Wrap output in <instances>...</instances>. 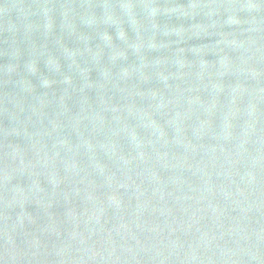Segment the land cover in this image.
Instances as JSON below:
<instances>
[{
	"label": "water",
	"instance_id": "95a60500",
	"mask_svg": "<svg viewBox=\"0 0 264 264\" xmlns=\"http://www.w3.org/2000/svg\"><path fill=\"white\" fill-rule=\"evenodd\" d=\"M0 264H264V0H0Z\"/></svg>",
	"mask_w": 264,
	"mask_h": 264
}]
</instances>
